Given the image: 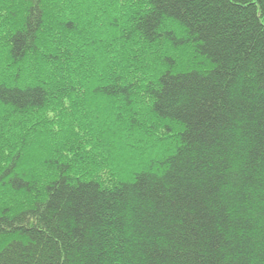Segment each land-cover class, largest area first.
I'll list each match as a JSON object with an SVG mask.
<instances>
[{
	"label": "trees",
	"instance_id": "1",
	"mask_svg": "<svg viewBox=\"0 0 264 264\" xmlns=\"http://www.w3.org/2000/svg\"><path fill=\"white\" fill-rule=\"evenodd\" d=\"M0 264H264V0H0Z\"/></svg>",
	"mask_w": 264,
	"mask_h": 264
}]
</instances>
